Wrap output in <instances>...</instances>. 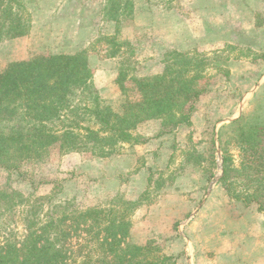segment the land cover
Returning <instances> with one entry per match:
<instances>
[{
    "label": "rangeland",
    "instance_id": "1",
    "mask_svg": "<svg viewBox=\"0 0 264 264\" xmlns=\"http://www.w3.org/2000/svg\"><path fill=\"white\" fill-rule=\"evenodd\" d=\"M18 1L31 32L0 41V71L42 56L82 51L88 56V90L78 94L74 112L50 125L56 132L76 123V134L98 130L85 109L93 98L101 107L122 111L126 98H139L132 79L163 73L170 52L204 59L199 85L205 92L190 125L150 121L133 132L140 143H120L107 155L92 144L76 151L55 145L18 171L0 170V194L25 197L13 209L0 202V247L23 240L34 213L45 221L73 210H119L138 203L129 210L131 241L158 246L172 258L169 264L193 263L187 251L192 240L199 248L209 246L213 261L224 254L228 264L238 263L233 253L244 232L264 249V213L257 205L243 211L242 203L230 204L233 199L216 182L225 153L236 166L241 163V132L264 125V0H131L132 15L119 24L104 17L108 0ZM122 72L125 92L117 82ZM210 200L216 202L205 213ZM224 204L226 220L215 213ZM34 207L38 212H30ZM220 231L224 244L212 249ZM78 241L71 264L85 256ZM258 261L252 264H264L259 256Z\"/></svg>",
    "mask_w": 264,
    "mask_h": 264
},
{
    "label": "trees",
    "instance_id": "2",
    "mask_svg": "<svg viewBox=\"0 0 264 264\" xmlns=\"http://www.w3.org/2000/svg\"><path fill=\"white\" fill-rule=\"evenodd\" d=\"M19 9L18 0H0V41L30 34V21ZM132 12L131 0H108L104 17L119 24ZM168 56L163 73L132 79L139 98H126L122 111L101 107L94 97L92 106L85 109L99 129L85 128L84 135L73 130L79 123L61 132L50 127L74 112L78 94L88 90L91 69L84 51L10 63L0 71V170L18 171L26 163L41 160L55 145L76 151L83 144H92L107 155L120 143H140L133 132L150 121H163L172 127L190 125L205 92L199 78L206 64L189 53L174 51ZM126 79L122 72L117 80L124 92ZM239 148V166L232 156L223 155L219 183L233 201L246 207L257 205L264 213V125L243 130ZM24 200L16 191L0 194V202L11 205L9 209ZM127 205L119 210H73L45 221L34 213L35 218L27 221L24 239L0 247V264H71L74 240H79V251L85 255L79 264H169L172 258L162 255L158 246L131 241L129 210L139 204ZM33 211L38 212L35 207Z\"/></svg>",
    "mask_w": 264,
    "mask_h": 264
},
{
    "label": "crops",
    "instance_id": "3",
    "mask_svg": "<svg viewBox=\"0 0 264 264\" xmlns=\"http://www.w3.org/2000/svg\"><path fill=\"white\" fill-rule=\"evenodd\" d=\"M260 34H262V33H260ZM248 43H250L249 40H248ZM212 202L215 203L216 201L215 200H213V201L210 200L203 207L204 208L203 212L207 213L206 211H207L208 207H210L209 204L212 203ZM229 203L232 204V203H234V201L233 200L229 201ZM238 204H240V203L235 201V203H234L235 207ZM229 207H231V206H229ZM213 208H216V206L213 205ZM250 208L251 207H246L245 206L243 211L244 210L248 211ZM226 211H227V207L224 204L223 208H221V206L218 207L217 210L215 211V213L219 217L222 216L224 218V220H226ZM205 213L203 215L201 214V216H204ZM209 214H210V210H209ZM211 215H212V213H211ZM248 216H249V214H245V216L240 215L238 217L240 219L241 218L243 219V217L246 218ZM263 218H264V216H263ZM242 222L243 221H241L240 223H242ZM193 225L191 227H195ZM196 227H197V225H196ZM193 229H195V228H193ZM198 231L199 232H203V231H205V229H200ZM210 231L211 230H209L207 232L210 233ZM221 232H223V235L225 234L224 231H220L218 234H216L217 235L216 238L218 239V241L216 243H214V247H212V249L220 247V244H222V243L224 244V237L221 234ZM247 234L251 235L250 232H244L242 239L238 240V241H240L239 244L237 245V251L238 252L237 253H233L235 256L237 255L238 258H239V261H238L237 264H252L255 261L259 262L258 261V256H259V260H261L264 263V249L259 247V245L261 244L260 240L255 239V237H253L252 235L251 236H247ZM200 235H203V233H201ZM205 238L206 237H204V240H205ZM213 238H215V235L213 236ZM201 242H204V241H201ZM191 249H193V251ZM187 251H189V256L191 257V259L192 260L194 259L193 263L191 262V264H228L227 257L223 256L224 254L219 253V252H218L219 254H217L216 257H214L215 261H213V259H212V251H211L210 247L202 245L199 248L194 240H192V245L190 246V248L187 249ZM194 253H195V256H194ZM229 261H234V260H229Z\"/></svg>",
    "mask_w": 264,
    "mask_h": 264
},
{
    "label": "water",
    "instance_id": "4",
    "mask_svg": "<svg viewBox=\"0 0 264 264\" xmlns=\"http://www.w3.org/2000/svg\"><path fill=\"white\" fill-rule=\"evenodd\" d=\"M220 168H221V175L216 178V182L220 181V178L223 176V161L222 164L220 165Z\"/></svg>",
    "mask_w": 264,
    "mask_h": 264
}]
</instances>
